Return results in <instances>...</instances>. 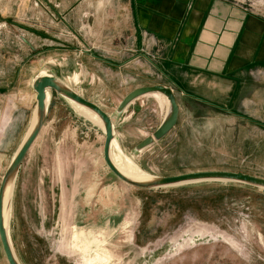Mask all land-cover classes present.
<instances>
[{"label":"rangeland","instance_id":"rangeland-1","mask_svg":"<svg viewBox=\"0 0 264 264\" xmlns=\"http://www.w3.org/2000/svg\"><path fill=\"white\" fill-rule=\"evenodd\" d=\"M235 1L264 13V0ZM131 34L129 0H0V182L32 123V80L46 71L111 118L123 153L150 177L222 171L264 179V80L242 94L248 117L240 106L244 118L210 110L205 124L183 117L137 150L162 112L135 101L117 110L147 82L135 75L143 68L122 65L135 54ZM48 94L45 125L11 202L20 264H264V190L227 182L128 186L103 162L99 125ZM73 229L90 250L75 245ZM0 264H7L1 245Z\"/></svg>","mask_w":264,"mask_h":264},{"label":"crops","instance_id":"crops-1","mask_svg":"<svg viewBox=\"0 0 264 264\" xmlns=\"http://www.w3.org/2000/svg\"><path fill=\"white\" fill-rule=\"evenodd\" d=\"M129 3L135 54L122 65L132 61L143 68L136 69L139 74L135 75L147 82L138 88L160 85L172 91L178 107L172 130L185 122L183 117L190 124H205L207 110L219 116L248 117V105L241 103L247 98L242 94L264 80V13H255L235 0ZM153 94L134 104L156 103L162 112L160 125L169 105L162 95ZM239 106L245 116L238 112Z\"/></svg>","mask_w":264,"mask_h":264},{"label":"water","instance_id":"water-1","mask_svg":"<svg viewBox=\"0 0 264 264\" xmlns=\"http://www.w3.org/2000/svg\"><path fill=\"white\" fill-rule=\"evenodd\" d=\"M32 90L35 93V115L36 122L30 133L27 135L18 147L15 155L12 157L2 179L0 182V245L2 253L5 257L7 264H18L15 260L7 234L3 225V199L6 186L8 182L16 177L22 161L30 149L36 138L38 137L42 127L44 126L48 104L46 105L47 94L54 92L61 98L73 102L81 106L93 114H95L103 125V146H102V159L108 171L124 184L141 189V190H159L167 187L180 186L185 184H193L200 182H227L248 186L254 189L264 190V179L222 171H204L192 172L169 177H152V180L147 182H134L124 177L112 164L109 157V150L111 141L114 138L113 124L109 116L101 110V108L94 103L85 100L74 92L69 87H65L51 72L46 71L43 75L34 76L32 80ZM152 93H158L166 98L169 105V112L166 119L158 126L152 133V137L143 140L137 150H141L152 144L153 141H159L166 136L176 125L178 117V107L172 91L160 85L139 87L129 92L119 103L118 112L122 111L134 100ZM33 119V118H32ZM32 125V123H31ZM31 127V126H30ZM30 129V128H29ZM28 129V131H29ZM27 131V132H28ZM27 134V133H26Z\"/></svg>","mask_w":264,"mask_h":264},{"label":"bare ground","instance_id":"bare-ground-1","mask_svg":"<svg viewBox=\"0 0 264 264\" xmlns=\"http://www.w3.org/2000/svg\"><path fill=\"white\" fill-rule=\"evenodd\" d=\"M44 73L45 72H40L39 75H43ZM63 85L68 88L67 83H64ZM153 95L161 96L158 93H154ZM161 97L164 98L165 101L167 102L165 97H163V96H161ZM49 98H50L49 94H47L46 105L48 104ZM68 102L74 107V109H76L78 112H80L81 114L86 116L90 121L94 122L95 124H98L99 127L101 128L102 133H103V125L95 114H93L92 112H90L89 110H87L81 106L74 104L73 102H70V101H68ZM167 107H168V102H167ZM167 115L164 117V120L166 119ZM35 122H36V115H35V111H34L33 112L32 125H31L29 131L27 132V134L25 135V137L23 138V140H25L27 135L30 133V131L34 127ZM15 153H14V155H15ZM109 157H110L112 164L115 166V168L127 179L134 181V182H147V181L152 180V177L148 176L135 163H133L130 158H128L123 153L122 149L120 148L119 144L117 143V141L115 139V133H114V138L110 144ZM15 179H16V177L11 179L8 182L6 189H5L4 199H3V225H4L5 232L7 234V238L9 240V244H10L11 249H12L13 256H14L15 260L17 261V263L20 264L16 254H15V251H14V248L12 245V241H11V236H10V222H11V212H12L11 211V202H12L13 191H14V187H15V183H16ZM82 237H83V240L81 239ZM72 241L75 243V245L82 244V245H84L85 248H88V250H90L88 245L85 244L86 242L85 243L83 242L84 241V233L82 231L76 232V230L73 229ZM94 258L96 259V262H100V263L104 262V260H105V259H99L96 256ZM95 259H94V261H95Z\"/></svg>","mask_w":264,"mask_h":264},{"label":"trees","instance_id":"trees-1","mask_svg":"<svg viewBox=\"0 0 264 264\" xmlns=\"http://www.w3.org/2000/svg\"><path fill=\"white\" fill-rule=\"evenodd\" d=\"M238 186H241V187H244V188H251V187H248V186H244V185H239V184H236ZM254 189V188H253Z\"/></svg>","mask_w":264,"mask_h":264}]
</instances>
